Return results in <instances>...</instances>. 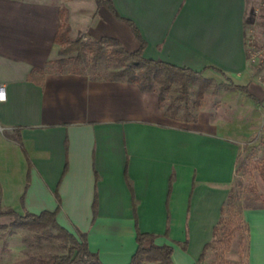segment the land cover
Returning <instances> with one entry per match:
<instances>
[{
	"label": "crops",
	"instance_id": "crops-1",
	"mask_svg": "<svg viewBox=\"0 0 264 264\" xmlns=\"http://www.w3.org/2000/svg\"><path fill=\"white\" fill-rule=\"evenodd\" d=\"M112 1L137 27L143 57L225 81L217 68L262 106L227 89L194 120L169 118L154 91L56 63L65 57L55 42L61 11L69 39L111 37L137 49L130 27L95 0H0V208L56 211L104 264H127L137 231L170 245L173 264H195L235 179L242 135L264 106L261 65L246 55L256 0ZM240 216L246 264H264V205Z\"/></svg>",
	"mask_w": 264,
	"mask_h": 264
},
{
	"label": "rangeland",
	"instance_id": "rangeland-1",
	"mask_svg": "<svg viewBox=\"0 0 264 264\" xmlns=\"http://www.w3.org/2000/svg\"><path fill=\"white\" fill-rule=\"evenodd\" d=\"M260 0L253 1V16L247 18L248 37L253 38L254 49L246 50L248 61L255 57L254 66L260 62L259 81L264 87V7L258 12L254 9ZM69 63V62H68ZM69 69L82 70L93 75L113 76L121 66L113 63H101L92 66L91 62L67 65ZM137 71V70H136ZM114 77V76H113ZM245 84L244 81H236ZM151 87L158 97L165 112L176 111V118L183 120L185 113L191 120L196 115L197 103L215 101L224 95L225 81L217 75V79L203 83L201 78L178 74L174 81L164 86L150 80ZM182 84L185 85L183 93ZM204 88V89H203ZM200 94V96L198 95ZM187 98L186 104L183 98ZM176 109V110H175ZM252 131L242 135V143L236 160V176L231 186V198L224 207L223 218L228 226H237L231 243H213L208 248L211 256L210 264H246V229L241 221V210L247 206L264 205V106L253 116ZM13 217L0 216V264H47L53 255H63L67 251V243L58 231L51 227L13 225Z\"/></svg>",
	"mask_w": 264,
	"mask_h": 264
},
{
	"label": "trees",
	"instance_id": "trees-1",
	"mask_svg": "<svg viewBox=\"0 0 264 264\" xmlns=\"http://www.w3.org/2000/svg\"><path fill=\"white\" fill-rule=\"evenodd\" d=\"M99 7L105 8L113 16L125 22L132 30L138 47L134 51H127L123 48L121 43L111 37H101L100 39H84L82 35H78L73 40L69 39V27L62 22L63 12H59L61 23L55 34V42L60 46L59 53L65 56L56 61L58 65L64 62H69L72 66H77L78 63L89 60L92 66H97L101 63H113L121 66V69L113 73L114 77L125 78L127 81L136 83L141 90H153L150 80L164 86L174 81L176 75L191 76L201 78L203 83H209L210 80L202 77V71H194L184 67H178L160 59L153 60L143 57V49L145 43L139 34L137 27L132 21L123 19L115 12L112 0H95ZM260 65V64H258ZM214 68V67H212ZM137 70V71H136ZM217 72L225 79V88L233 89L245 94L256 106H262V101L252 94L246 85H239L233 83L221 70L215 68ZM82 71V70H80ZM183 93L186 87L182 84ZM204 89V88H203ZM200 96V94H198ZM186 104L187 98L183 96ZM161 98L159 96V102ZM200 103H197L199 106ZM176 110V109H175ZM169 118H176V111L170 113L165 112ZM185 113L183 121L187 122L190 119ZM191 120H194L192 118ZM17 142L21 145L19 136H16ZM230 189L226 201L221 207V215L213 227L212 239L207 242L195 264H201L204 259L206 250L213 245V243H222L229 245L233 239V235L237 232V226H228V223L223 218L224 207L227 201L231 198ZM247 206V207H258ZM93 217L96 215V201L92 205ZM9 215L13 217V225L37 226L41 228L51 227L58 231L67 243V251L63 255H53L46 262L47 264H104L98 257L96 252L91 251L87 245L85 233L75 230L74 233L61 227L56 221V211H42L38 214L24 213L19 214L12 209H1L0 216ZM241 218V217H240ZM246 229V243L248 239L247 226ZM136 249L127 264H173L171 254L173 248L170 245H158L155 243V237L150 233H143L137 231ZM247 249V248H246Z\"/></svg>",
	"mask_w": 264,
	"mask_h": 264
},
{
	"label": "built area",
	"instance_id": "built-area-1",
	"mask_svg": "<svg viewBox=\"0 0 264 264\" xmlns=\"http://www.w3.org/2000/svg\"><path fill=\"white\" fill-rule=\"evenodd\" d=\"M260 7H264V0H260L258 6L255 7L254 11L258 12L260 10ZM253 38H254L253 36L248 37V38L246 37V50L251 51L254 49ZM254 60H255V57H251L248 62H250V63L255 62ZM258 64H260V62L255 64V65H258ZM2 89H3V87L0 86V101L5 100V94L2 91Z\"/></svg>",
	"mask_w": 264,
	"mask_h": 264
}]
</instances>
